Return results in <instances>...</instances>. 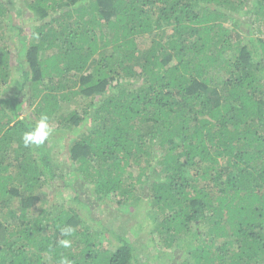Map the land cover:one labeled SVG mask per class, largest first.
<instances>
[{
  "label": "trees",
  "instance_id": "obj_1",
  "mask_svg": "<svg viewBox=\"0 0 264 264\" xmlns=\"http://www.w3.org/2000/svg\"><path fill=\"white\" fill-rule=\"evenodd\" d=\"M11 1L0 264H264V0ZM42 114L67 139L68 171L48 140L22 143ZM52 182L85 212L48 206ZM84 191L123 209L146 200L147 246L94 217Z\"/></svg>",
  "mask_w": 264,
  "mask_h": 264
},
{
  "label": "rangeland",
  "instance_id": "obj_2",
  "mask_svg": "<svg viewBox=\"0 0 264 264\" xmlns=\"http://www.w3.org/2000/svg\"><path fill=\"white\" fill-rule=\"evenodd\" d=\"M10 2L12 1L10 0ZM13 3H14L12 6L13 11L17 9L18 10L22 9V11L25 13V9L21 6L22 4L20 1L13 0ZM225 25L227 27H231L230 22H226ZM138 43L139 45L141 44V46L144 45L145 47H148L149 38L140 37L138 39ZM12 55H15V52H12ZM74 106L75 105H68L67 107L68 109L71 110L73 109ZM70 110L67 111V114ZM54 123L56 124V122H53L52 123L53 125H51L52 127L55 126ZM83 131H84V127H81L76 131V134L79 135ZM53 135L54 137H58L59 134L52 133V135L48 139L49 141L48 146H50L51 148V145H52L53 153H55L54 161L56 163H60L64 165V170L66 169L68 171L70 168V163L68 162L69 155L67 152H68L69 145H67V139H65L66 137H64L63 139L60 138L55 143L53 142ZM62 160H64L65 162ZM66 178L70 179V176H66ZM58 184L59 183L52 182L47 187L42 188V192L44 194L43 201H46L48 206L51 205L53 201H58L60 204H64L65 207H70V206L76 207L77 205L72 202L73 200L72 197L75 194V192L72 191L71 187H66V188L58 190V187H59ZM76 188L77 187H75V189ZM136 188L138 189V187ZM49 195H51L52 198H50ZM80 197L83 200V203L86 200L85 203L90 204L94 217L101 220L103 224L110 225L114 230L122 232V234H125L126 236H128V238L130 237L131 241H133L134 243H137V246L139 248H144L147 246L149 236L146 230L150 229V224L146 218V212L148 209V204L147 202H145L146 200L141 201L137 205H130V207L127 209L125 208L123 209V208L116 207V205L114 204V200L111 201L110 199L108 201L102 202L101 204V202H98L94 200L93 198H90L87 191H84L83 193L81 192ZM77 208H79L80 214H83L85 212L84 207L77 206ZM139 227L142 228L143 230H141ZM136 229H139V230H136ZM135 230L138 232H135ZM140 254L141 256H144V252H141ZM170 260L171 258H168V259L164 258L163 260H159L154 264H172Z\"/></svg>",
  "mask_w": 264,
  "mask_h": 264
},
{
  "label": "clouds",
  "instance_id": "obj_3",
  "mask_svg": "<svg viewBox=\"0 0 264 264\" xmlns=\"http://www.w3.org/2000/svg\"><path fill=\"white\" fill-rule=\"evenodd\" d=\"M52 133L53 129L50 126L49 117L42 114L36 124L31 127V130L25 131L22 134V143L25 147L42 146L46 143ZM60 231L62 236L70 237L73 234L74 229L70 226H65ZM58 244L60 247L67 249L71 247V240L61 239L58 241ZM59 264H72V262L67 257H62Z\"/></svg>",
  "mask_w": 264,
  "mask_h": 264
}]
</instances>
